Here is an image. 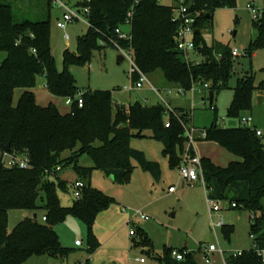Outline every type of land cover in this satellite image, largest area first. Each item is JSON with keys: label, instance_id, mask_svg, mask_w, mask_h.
<instances>
[{"label": "trees", "instance_id": "obj_1", "mask_svg": "<svg viewBox=\"0 0 264 264\" xmlns=\"http://www.w3.org/2000/svg\"><path fill=\"white\" fill-rule=\"evenodd\" d=\"M42 2L43 19L20 18L14 8L22 3L35 10ZM83 2L80 6L90 8L88 33L79 38L78 52H64V68L60 71L51 44L53 0H0V52L6 53L0 63V264H25L30 258L41 256L66 260L75 249L63 246L55 227L68 217L85 223V250L89 254L100 246L94 232L96 219L116 200L86 180L91 168L80 165L83 155L122 185L133 170L131 159L159 179L160 163L149 160L143 151L130 145L133 136L142 137L144 130H151L153 137L164 145L163 153L171 165L181 163L187 141L185 128L193 120L191 110L174 108V112L167 114L165 105L136 101L115 111L112 92L81 90L72 66H84L95 50L115 46L132 50L137 65L147 75L155 77L161 72L167 85L184 90H191L199 81L209 82V91L215 97L216 91L229 87L233 77L232 48L207 44L202 29L216 9L234 7L237 0H185L197 16L196 27L200 31L195 34V43L197 52L205 57L201 62L188 60L177 47L180 23L174 19V4L165 5L160 0ZM129 12H132V32L121 38L116 29L127 22ZM255 21L260 37L250 42L245 54L251 55L264 45V13ZM41 76L46 78V87L53 96L76 97L83 91V107H78L75 101L69 112L62 113L53 102L40 105L33 90ZM137 78L136 75L133 80ZM17 88H23L24 93L16 104ZM258 89L264 90V84L257 86L253 74L248 72L238 78L228 115L239 117L241 112L250 110ZM206 130L205 140L219 143L237 157L228 166L202 158L207 198L228 200L231 206L236 204L232 208L251 213L250 235L254 246L243 250L241 255L227 256V262L264 264L257 250L264 249V139L257 135L256 128L247 125L219 127L217 118ZM6 153L24 155L29 166H7L3 162ZM67 166H73L86 183L81 198L72 206H64L58 195L59 190L69 189L58 175ZM231 192L235 195L229 199ZM11 210H29L33 217L9 230ZM39 212L47 217L46 221L39 220ZM35 213L38 219L34 218ZM221 228L224 237L230 239L234 225L224 224ZM138 245L149 247L148 253L153 254L157 264H197L186 246L178 249L185 253L180 261L172 257L174 248H166L163 255L155 253L144 230H139Z\"/></svg>", "mask_w": 264, "mask_h": 264}, {"label": "rangeland", "instance_id": "obj_2", "mask_svg": "<svg viewBox=\"0 0 264 264\" xmlns=\"http://www.w3.org/2000/svg\"><path fill=\"white\" fill-rule=\"evenodd\" d=\"M62 1L69 7L75 8L77 4L84 3L85 0ZM179 1L160 0L162 4H174L175 6L179 5ZM249 4H255L257 8L264 10V0H237L234 7L216 9L213 18L202 29L207 44H225L240 50V54L234 58L233 77L229 82V87L216 91L212 103L209 99L210 91L200 92L196 87V89L180 92L179 87L165 83L161 72L155 77L149 75V78L159 88L173 87L172 94L166 96L173 108L192 111V124L195 127L196 135L193 148L200 157L211 158L218 166H228L237 157L219 143L200 137L201 131L210 128L216 118L219 127L233 128L245 125L241 121V116L251 115L253 122L247 126L257 127L264 132V105L258 103L256 91L250 110L241 112L239 117L228 115L238 78L249 72L254 75L257 86L264 84V45L257 47L251 55L245 54L250 42L258 39L261 33L259 24L248 8ZM14 8L20 18L43 19L45 17L43 2L35 10L28 9L22 3H18ZM62 10L57 4H52L51 44L57 68L60 71L64 68V52L66 50L78 52L79 38L86 35L89 29V18L86 13L81 19L70 22L66 29L58 28L56 22L57 18L61 17ZM235 31L236 35L234 36ZM66 34L69 35L68 39ZM119 54L120 51L115 46H107L95 50L86 65L72 66L71 71L75 75L77 86L85 91H111L115 111L136 101L148 105H164L159 95L149 87L132 91L125 90V86L133 83L130 75L132 65L129 59L118 63L117 56ZM5 57L6 53L1 51L0 63ZM189 58L195 62L205 59L197 50L190 51ZM33 91L40 105L47 106L53 102L62 113L70 111L71 105L66 103V98L54 97L49 92L44 76L38 78ZM23 93V88L15 90L14 102L16 104ZM132 133L136 134L137 131L132 130ZM142 134L144 135L142 137L133 136L130 145L132 148L143 151L149 160L160 163L161 176L159 179H156L150 172L144 171L136 160L131 159L133 170L128 176L127 182L122 185L116 182L112 176L106 175L94 166L89 156L83 155L80 158V165L91 168V174L86 179L90 185L115 198L116 202L109 207L111 211H114V216L119 214L132 217L131 223H127L129 227L126 230L121 229L119 234L124 237L126 233L128 234L129 228H135L137 232L135 238L138 240L139 230H144L153 243L154 251L159 255H163L166 248L182 249L186 246L193 253L197 264L204 261L201 247L206 244H215L218 249L225 252V256L252 248L254 243L250 235L251 213L244 209L232 208L228 200H220L221 210L212 209L207 198L204 178L200 177L193 184L186 182L180 175L179 166H172L169 157L164 155V145L153 137L151 130H144ZM17 157L25 156L17 155ZM10 158V155H6L4 161H8ZM1 159L0 151V162ZM58 175L69 185L68 190H59L60 201L64 206H72L77 200L73 184L81 180V177L73 166L63 168ZM170 187H175V191L170 192ZM116 205L120 212L115 208ZM137 211L148 215L149 219L140 218ZM221 216L224 224L234 225V232L230 239L224 237L221 226H216ZM32 217L33 212L29 210H11L9 212V230H12L20 221ZM42 217L43 212H39L40 221H42ZM69 219L67 222L60 223L59 230L64 243L75 247L70 261L62 262L41 256L32 257L25 264H106L107 260L103 262L104 258L100 255H97L93 260V255L85 251L87 236L85 223L75 217ZM71 221L75 223L74 226H71ZM75 240H81L83 244L77 246L73 243ZM136 256L147 260V264H151L153 261L152 254H149L140 245L135 246L125 257L120 256V259H123V262L132 259V262L137 263ZM212 258L215 264H225L224 256L220 252L213 253ZM118 263L121 264V261L118 260Z\"/></svg>", "mask_w": 264, "mask_h": 264}, {"label": "built area", "instance_id": "obj_3", "mask_svg": "<svg viewBox=\"0 0 264 264\" xmlns=\"http://www.w3.org/2000/svg\"><path fill=\"white\" fill-rule=\"evenodd\" d=\"M87 2H90V0H87ZM53 4H57V6L60 9H63L61 17L57 18V26L61 29H66L67 25L74 21L75 19H81L84 16V13L87 15L90 12V8L88 5L80 6L79 4L76 5L75 8L69 7L64 1L62 0H53ZM249 10L252 12L254 19L259 20L262 18L264 10H261L255 6V4H249L248 5ZM132 17V12L128 13V20L125 24H130V18ZM196 13L190 11L189 7L185 4V0H180L179 5L176 6L174 9V19L180 23V29L177 36V47L180 51H182L186 58L190 60L189 58V52L193 50H197V45L195 43V34H196ZM117 33L121 38L128 37V34L123 33L120 30V27L116 29ZM66 38H69V35L66 34ZM103 44V42L101 43ZM119 49L120 54L124 55V60L129 59L131 62V70L130 75L133 78L137 75L138 78L136 80H133V83L130 85L125 86V90L132 91L134 89H143L144 87H149L153 91H155L161 100L163 101V104L165 105L167 109V114L170 112H174V108L171 106L170 102L168 101L167 97L168 95H171L173 92L172 86H167L164 88H159L156 84L153 83V81L149 78V75L144 73L139 66L137 65L133 51L126 48L117 47ZM233 56H238L240 54V50L238 48H232ZM200 92L209 91L210 83L209 82H201L195 83L193 85L192 89H196ZM180 92H183L184 89L179 87ZM77 103L78 107H83L84 105V99H83V91H80L76 97H67L66 103L68 105H73V103ZM264 104V100H263ZM212 108H214L212 106ZM241 121L247 125L253 122V118L251 115H243L241 117ZM166 125H170V121L167 120ZM256 133L258 136L263 137L264 139V133L261 129H256ZM185 136H186V146L184 151L181 153V163L179 165V171L181 177H183L186 182L193 184L196 181L200 179V177H203V167H202V157H200L194 150L193 144L196 140L195 135V127L193 124H188L185 128ZM207 136V130L201 131V138H205ZM193 151V152H192ZM11 158L8 161H3L4 164H6L9 167L13 166H20L21 168H27L29 166L28 159L26 157L18 158L16 155L8 154ZM205 182V180H204ZM75 188V197L77 199L81 198V190L86 186V183L82 180H78L73 184ZM170 192L175 191V187H170ZM209 204L212 209L221 210L222 207L220 205V200L210 198L208 197ZM232 207H236V204L233 203ZM125 211V209H123ZM137 215L140 216L142 219H149L148 215H145L144 213L137 211ZM136 215V216H137ZM47 217L44 215L42 217L43 221H46ZM132 217L129 219V223H131ZM224 225L223 217L221 216L220 221L217 223L216 226H222ZM130 235L136 236L137 232L135 228L130 229ZM83 242L81 240L76 241V245L81 246ZM202 253L204 254V261L201 264H215V261L212 258V254L215 252H220L224 256L225 264H228L227 262V256H225V252L221 249H218V247L215 244H206L201 247ZM258 253L261 255L263 263H264V249H257ZM172 257L177 260H183L185 257V253L181 252L178 249L172 250ZM242 251H237L233 253L234 256L241 255ZM137 260L141 262H145L144 258H137Z\"/></svg>", "mask_w": 264, "mask_h": 264}, {"label": "crops", "instance_id": "obj_4", "mask_svg": "<svg viewBox=\"0 0 264 264\" xmlns=\"http://www.w3.org/2000/svg\"><path fill=\"white\" fill-rule=\"evenodd\" d=\"M164 87H167V86H164ZM256 92L258 93V97L259 96L263 97L262 102L259 103V100H258V103L264 105L263 104L264 91L256 90ZM255 93H254V98H255ZM54 97H56V96H54ZM253 101H254V99H253ZM253 128L258 129L257 127H253ZM115 208H117L118 212H120L119 207L117 205L115 206ZM121 212H123V211H121ZM69 218H72V217H68L65 220V222L69 221L70 220ZM130 218L131 217H129L128 215L121 216V215L117 214L114 216V211H111L110 208L101 212L98 215L97 219L99 221L96 219V222L94 225V232H95V234H96V236L100 242V246L95 250V252L92 253V255H93L92 259L93 260H95L94 258L97 255H100L101 257L104 258L103 262L107 260V262H105L106 264L110 263V262H112L113 264H119L118 260L121 261V264H147V260H145V262H141V261L137 260V258H141L139 256H136V258H135L137 260L136 261L137 263L132 262L133 261L132 259H130L129 261L125 260V262H123V259H120V256L125 257L134 249L135 246L138 245V240L135 238V236L130 235V229L131 228H129L128 234L126 233V235L124 237L119 234V231L121 229L126 230L127 227H129L127 225V223H129ZM71 224H72L71 226L75 225V223H73V222ZM59 227H60V224L56 225L55 229L58 232V234L60 235V239H61L63 246L75 249V247L68 246V245H66V243H64L63 238L60 234ZM73 243L76 244V240ZM143 247L147 252L149 251V247H147V246H143ZM153 251H154V247H153ZM155 253H157V252H155ZM70 256L66 260H63L61 257H58V258L57 257L56 258L55 257L54 258L49 257V258L51 260H58V261H62V262L68 261L69 262L71 259ZM45 257H47V256H45ZM152 257H153V261L151 264H157V261L154 258L153 254H152Z\"/></svg>", "mask_w": 264, "mask_h": 264}, {"label": "water", "instance_id": "obj_5", "mask_svg": "<svg viewBox=\"0 0 264 264\" xmlns=\"http://www.w3.org/2000/svg\"><path fill=\"white\" fill-rule=\"evenodd\" d=\"M120 30L123 32V33H125V34H131V32H132V25L131 24H123V25H121L120 26ZM200 30L199 29H197L196 30V33H198ZM236 35V31L234 32V36ZM117 61H118V63H122L123 61H124V55L123 54H119L118 56H117ZM209 97H210V102L212 103L213 102V98H214V92L213 91H210L209 92ZM262 99H263V97L262 96H259L258 97V100H259V103H261L262 102ZM6 149L9 151L10 150V144H8L7 146H6ZM234 192H231L230 194H229V196H228V198L229 199H232L233 197H234ZM34 218L35 219H38V214L37 213H35L34 214Z\"/></svg>", "mask_w": 264, "mask_h": 264}]
</instances>
